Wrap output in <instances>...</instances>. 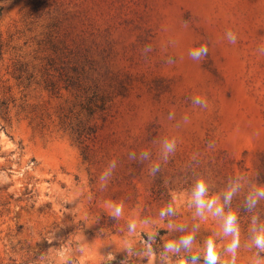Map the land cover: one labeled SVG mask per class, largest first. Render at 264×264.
Segmentation results:
<instances>
[{
	"label": "rangeland",
	"instance_id": "1",
	"mask_svg": "<svg viewBox=\"0 0 264 264\" xmlns=\"http://www.w3.org/2000/svg\"><path fill=\"white\" fill-rule=\"evenodd\" d=\"M229 215L264 264V0H0V264H232Z\"/></svg>",
	"mask_w": 264,
	"mask_h": 264
},
{
	"label": "clouds",
	"instance_id": "2",
	"mask_svg": "<svg viewBox=\"0 0 264 264\" xmlns=\"http://www.w3.org/2000/svg\"><path fill=\"white\" fill-rule=\"evenodd\" d=\"M185 26H187V22H185ZM228 40L230 43L235 44L236 43V36L232 31H228L226 33ZM208 54V48L206 45H201L199 49L193 50L190 52V55L195 58V59H199L203 56H206ZM170 63L172 61H169ZM195 103L197 104H202L203 107L207 108V102L206 101H202L200 99H197L195 101ZM169 148L172 147V145H168ZM206 189H205V185L203 183V181L198 182L197 186H196V190L194 192V196L196 198V203L198 205V207L203 208L205 206V202L203 200V196L205 193ZM214 203V201H208V205L211 206ZM122 211V208L120 206H116L115 207V215L119 216L120 213ZM164 213L162 212V215ZM234 220L235 217L233 215H229L226 220H225V232L226 233H234L233 235V240L232 243L229 245L228 251L231 252L233 254V258H232V264H235V250L239 247V233L238 230H234ZM132 226H130L131 228ZM185 244L190 242V238L186 239L185 241H183ZM254 242L257 248L264 250V233H260L257 234L254 238ZM166 248H168L169 250H172L174 248V245L172 244H168L165 245ZM193 261L197 260L198 257H193L192 258ZM206 264H218V260L219 257L217 255V252L215 250V247L213 245V243L211 241L208 242V246H207V251H206Z\"/></svg>",
	"mask_w": 264,
	"mask_h": 264
},
{
	"label": "trees",
	"instance_id": "3",
	"mask_svg": "<svg viewBox=\"0 0 264 264\" xmlns=\"http://www.w3.org/2000/svg\"><path fill=\"white\" fill-rule=\"evenodd\" d=\"M162 233H163V230H159V231H158V235L155 237V242L152 244V246H153V248H154L155 250H160V249H162V248L160 247L161 241H160V239H159V235L162 234ZM47 246H48V244L45 242V244L43 245V247H40L39 252L43 251ZM188 256H190V255H188Z\"/></svg>",
	"mask_w": 264,
	"mask_h": 264
}]
</instances>
